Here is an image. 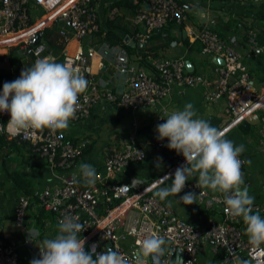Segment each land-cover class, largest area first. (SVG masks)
<instances>
[{
  "label": "built area",
  "instance_id": "1",
  "mask_svg": "<svg viewBox=\"0 0 264 264\" xmlns=\"http://www.w3.org/2000/svg\"><path fill=\"white\" fill-rule=\"evenodd\" d=\"M93 0H0V50L27 48L34 61L45 49L37 35L58 20L67 22L72 38L79 42L75 51L64 54L61 63L72 64L88 81L86 91L79 97L78 108L71 122H78L90 115L91 109L99 103H111L128 110H140L166 98L170 90L178 87L200 88L205 101L225 99V113L229 123L222 130L227 131L246 118L257 115V140L264 148V89L257 90L244 63V54L233 48L224 38L204 24L197 32L191 31L192 39L200 44L202 54L223 59L216 64L215 78L203 73L187 71L180 57H150L148 73L145 66L133 63L124 48H116L113 60L115 70L124 78L120 90L107 88L96 79L93 64L96 53L92 46L83 47L81 40L100 31L99 19ZM133 10L130 21L139 28L136 33L141 42H146L155 30L163 31L171 23L180 26L187 18V8L179 0H127ZM206 2L224 0H204ZM258 4L264 0H234ZM41 8L38 16L32 11ZM116 10L110 12L113 17ZM213 22V20H211ZM61 34L64 32L61 31ZM250 50L254 47V33L248 34ZM264 52V46H262ZM1 63V61H0ZM233 80L230 81V78ZM1 89V88H0ZM7 113H0V126L9 121ZM15 137L19 142L29 143L52 168L76 160L82 154L85 142L65 140L63 130L55 133L48 129L12 134L6 127H0V136ZM167 139L161 141L155 136V148L167 147ZM171 163L161 176L149 183L139 179L128 182L114 180L131 163L147 158L145 149L139 146L133 134L123 144L112 148L102 160V169L97 171L95 185L73 183L74 172L60 178L57 184L44 187L36 194L41 209L53 215L55 227L65 215L79 218L86 228L80 233L86 238L85 249L98 244L97 252L112 248L131 256L137 248L136 241L152 230H158L165 238V252L160 264H176V249H183V264H197L200 245L211 243L214 251L220 250L224 264H264V245L253 249L244 237L241 219L224 211L223 196L199 187L197 180L190 179L178 196L192 193L195 204L220 213V219L212 220L204 229H199L177 215L170 205L154 195V188L165 176H172L184 165L182 155L170 150ZM244 165L243 157H239ZM264 187V184H263ZM29 197L20 196L15 210V224L23 226ZM253 211H260V205L253 203ZM128 217V223L124 222ZM1 230V229H0ZM110 243L108 247L106 244ZM24 244L33 249L38 258L40 241L33 245L29 239ZM0 264H20L18 247L3 239L0 233ZM30 264V263H29ZM151 264V262H149Z\"/></svg>",
  "mask_w": 264,
  "mask_h": 264
},
{
  "label": "crops",
  "instance_id": "2",
  "mask_svg": "<svg viewBox=\"0 0 264 264\" xmlns=\"http://www.w3.org/2000/svg\"><path fill=\"white\" fill-rule=\"evenodd\" d=\"M187 8L185 22L177 26L171 23L163 31H154L146 42H141L136 33L139 28L132 25L130 18L133 10L126 0H93L100 31L81 40L83 47L92 46L96 53L93 72L96 79L105 87L120 90L124 87V78L113 65L116 48H124L130 60L138 65H144L148 73L150 57H180L184 60L187 71L203 73L214 79L216 64L213 57L200 51L198 41L192 39L191 31L197 32L204 24L224 38L233 48L244 54L251 82L257 90L264 89V2L258 4L237 2L234 0L212 1L179 0ZM41 8L32 11L33 16L41 14ZM116 10L113 17L110 12ZM39 14V15H40ZM213 20V22H211ZM44 31V30H43ZM42 31L41 40L45 44L41 57L52 56L61 62L64 54L75 51L78 41L72 38L71 30L64 20L56 21ZM64 33L61 34L60 32ZM254 33V47L250 50L248 34ZM30 58L31 52L26 48H10L0 50V88L5 82L19 78L25 68L20 62ZM19 62V64H17ZM16 63V64H15ZM191 103L197 116L220 129L229 123L225 113V99L205 101L200 88L178 87L170 90L166 98L142 108L128 110L111 103L96 104L90 115L78 122H69L63 130L65 136L76 143L85 142L79 158L63 166L52 169L43 157L27 142H19L15 137L0 136V233L3 239L13 243L19 250V263L29 264L33 249L24 244L28 232L36 229L39 236L32 238L31 243L37 244L45 238L54 236L57 232L53 215L35 204L36 194L44 187L57 184L62 176L74 172L79 176L81 162L91 164L96 172L102 169L104 156L114 147L119 148L127 136L133 134L139 146L147 153V158L139 163H131L114 180L128 182L139 179L149 183L163 174L171 163L169 149L155 148L156 127L163 123L161 118L165 112L182 110L184 105ZM257 115L249 120L231 127L226 131V139L235 145H243L241 154L244 160L242 174L249 194L254 203L260 205L259 214L264 217V148L257 140ZM197 180L196 177H189ZM80 183L85 184L81 179ZM159 183V187L170 185ZM154 188V193L157 191ZM20 196L29 197L28 206L22 227L15 224V210ZM182 196H169L160 200L171 206L181 218L199 229H204L212 220H219L217 210L205 209L197 204L190 205L177 202ZM177 200V201H176ZM124 222L128 223V217ZM241 228L245 234V226L241 220ZM197 264H224L220 250L214 251L211 243L202 244L198 250Z\"/></svg>",
  "mask_w": 264,
  "mask_h": 264
},
{
  "label": "clouds",
  "instance_id": "3",
  "mask_svg": "<svg viewBox=\"0 0 264 264\" xmlns=\"http://www.w3.org/2000/svg\"><path fill=\"white\" fill-rule=\"evenodd\" d=\"M88 81L72 64L57 62L55 57L37 58L24 68L19 78L5 82L0 89V113H7L6 127L12 134L48 129L55 133L64 130L74 118L79 97L86 91ZM164 122L156 127L158 140L167 139V148L182 155L185 164L174 175L161 182L170 185L159 187L155 197L166 200L181 193L189 177H196L199 187L220 193L224 211L240 218L245 226L248 243L253 249L264 245V217L253 211L254 197L249 194L242 174L243 161L239 158L244 146L226 139V131L197 116L191 103L182 110L165 112ZM80 179L86 185H95L97 172L88 163L79 165ZM77 176L73 174V183ZM195 196L186 193L179 201L187 205ZM86 228L78 217L65 215L59 220L54 236L40 242L38 258L30 264H160L166 240L158 230H152L136 241L131 256L112 248L97 252L98 244L85 249L86 238L80 233ZM28 239L39 236L36 229L28 232Z\"/></svg>",
  "mask_w": 264,
  "mask_h": 264
},
{
  "label": "water",
  "instance_id": "4",
  "mask_svg": "<svg viewBox=\"0 0 264 264\" xmlns=\"http://www.w3.org/2000/svg\"><path fill=\"white\" fill-rule=\"evenodd\" d=\"M155 31H159V30L157 29ZM41 36H42V32H39L38 35H37V40L38 41L40 40ZM212 61L215 64H218V65H222L223 64V59L222 58L213 57V60ZM186 70H188V69L186 68ZM232 80H233V77L230 78V81H232ZM246 120H249V117L246 118ZM106 245L109 247L110 246V243H107ZM182 254H183V249L180 248V247L177 248L176 249V264H183V256H182Z\"/></svg>",
  "mask_w": 264,
  "mask_h": 264
},
{
  "label": "rangeland",
  "instance_id": "5",
  "mask_svg": "<svg viewBox=\"0 0 264 264\" xmlns=\"http://www.w3.org/2000/svg\"><path fill=\"white\" fill-rule=\"evenodd\" d=\"M15 64H16V63H15ZM17 64H19V62H17ZM32 64H33V63H32V60H31L30 58H26V59H24V60H22V61L20 62V66H21V68H23L22 65H24L25 68H28V67H30Z\"/></svg>",
  "mask_w": 264,
  "mask_h": 264
},
{
  "label": "trees",
  "instance_id": "6",
  "mask_svg": "<svg viewBox=\"0 0 264 264\" xmlns=\"http://www.w3.org/2000/svg\"><path fill=\"white\" fill-rule=\"evenodd\" d=\"M126 1H127V0H126ZM127 3H128V1H127ZM47 29H48V28H45L44 31H43V33H45V30H46V32H47ZM243 122H244V121H243ZM64 139H65V140H70V138H68L67 136H64ZM163 149H167V147H165V148H163ZM169 151H170V150H169ZM35 197H36V196H35ZM34 199H35V198H34Z\"/></svg>",
  "mask_w": 264,
  "mask_h": 264
}]
</instances>
